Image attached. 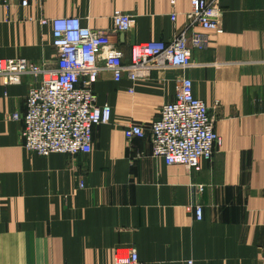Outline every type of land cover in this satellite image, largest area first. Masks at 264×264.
Listing matches in <instances>:
<instances>
[{"label":"crops","instance_id":"crops-1","mask_svg":"<svg viewBox=\"0 0 264 264\" xmlns=\"http://www.w3.org/2000/svg\"><path fill=\"white\" fill-rule=\"evenodd\" d=\"M218 7L222 33H208L206 48L192 52L193 66H155L136 82L100 74L93 90L111 118L93 130L88 155L25 151L22 124L11 115L24 112L36 83H0V264H113L115 251L128 248L137 264H264V0H219ZM115 12L133 20L113 38L125 66L133 45L201 31L187 20L189 0L174 7L169 0H42L26 8L0 0V59L53 67L51 20L78 18L107 30ZM182 78L208 107L220 139L198 171L151 156L149 128ZM129 124L145 137L127 140ZM192 205L201 206L200 221Z\"/></svg>","mask_w":264,"mask_h":264},{"label":"built area","instance_id":"built-area-1","mask_svg":"<svg viewBox=\"0 0 264 264\" xmlns=\"http://www.w3.org/2000/svg\"><path fill=\"white\" fill-rule=\"evenodd\" d=\"M42 0H18L22 8ZM174 7L176 0H169ZM190 26L201 31L180 32L170 42L149 41L130 48V64L122 62L123 53L113 38L130 31L132 17L115 12L111 28L93 30L78 18H57L52 26V48L56 53L53 67L28 63L25 59H0V83L4 87L18 85L26 77L34 85L28 92L24 112H15L12 120L21 122L20 137L25 151L41 157L61 154L74 157L92 151L93 130L109 124L111 109L97 105L93 85L103 72L118 82L126 74L128 80L148 78L155 66L187 69L193 66L192 52L203 50L208 33H222L219 0H189ZM174 20L175 17L172 16ZM46 24V20H41ZM151 156L167 166L200 170L201 162H209L220 139L214 132L208 107L192 93V83L182 78L174 100L163 105L158 118L149 128ZM127 140L143 139V128L129 124L123 131ZM83 184H80L82 187ZM201 187L196 188L199 193ZM195 220L202 219V208L192 205ZM134 248L116 250L113 264H137ZM186 264H193L192 261Z\"/></svg>","mask_w":264,"mask_h":264}]
</instances>
